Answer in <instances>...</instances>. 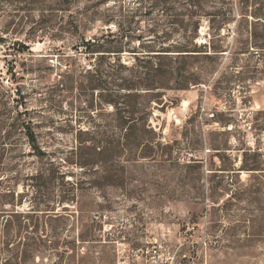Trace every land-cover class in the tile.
<instances>
[{"label": "rangeland", "instance_id": "374dc122", "mask_svg": "<svg viewBox=\"0 0 264 264\" xmlns=\"http://www.w3.org/2000/svg\"><path fill=\"white\" fill-rule=\"evenodd\" d=\"M0 264H264V0H0Z\"/></svg>", "mask_w": 264, "mask_h": 264}, {"label": "trees", "instance_id": "16d2710c", "mask_svg": "<svg viewBox=\"0 0 264 264\" xmlns=\"http://www.w3.org/2000/svg\"><path fill=\"white\" fill-rule=\"evenodd\" d=\"M200 3V2H198ZM198 3H194V5H198ZM214 20H211V28H215V24L213 23ZM222 26L220 23H218V25L216 26V30H221ZM220 35V34H218ZM98 42L95 41V42H91V41H88V42H85V45H87L90 49L92 48V46H95L96 43ZM211 52L210 53H207L205 55H207L206 57L208 58H212L211 54H218L220 51H224V50H220V46H214V45H211ZM181 51H190V50H181ZM155 55H160V54H155ZM181 55H192V54H181ZM117 60L119 61V59L115 58L114 60H108L107 62H100V64L98 65V67L95 69V81L97 82H104L106 83L107 82V79H105L106 77L104 76H107V77H113V75H115L114 72H111V68H114L113 65L117 64ZM103 63H106V66L104 67V64ZM159 70V69H158ZM139 73L142 75V72L139 71ZM138 74H135V78L134 79H137L138 82L136 80L133 79V84H128L126 83L123 78L121 79V84L120 83H116L115 82V79L112 78V85H114L115 88H109L111 93L107 96V99L105 100L106 103L108 104H112L113 106L115 107H118L119 108V105L121 104L122 105V110L124 111H129L128 109L129 108H137L139 105H140V102L138 101V98L137 97H140L139 95V92L140 91L139 87H138V84H140V82L142 81V77L141 75ZM157 73L154 74V76H156ZM197 83H201L200 82V79L197 78ZM99 86H101V84H98ZM147 89H152V88H147ZM137 91V92H135ZM27 136L29 138V141L31 143V145L34 147V148H37L39 149V145H38V139H37V135H36V132L33 130V128L31 126H27ZM246 167H249L248 169H251V170H258L260 168H258V166H249V165H245Z\"/></svg>", "mask_w": 264, "mask_h": 264}]
</instances>
